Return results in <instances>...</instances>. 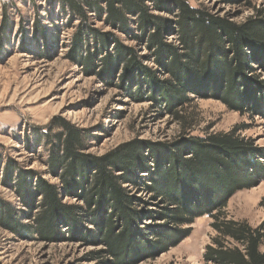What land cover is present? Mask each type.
Segmentation results:
<instances>
[{
	"label": "trees",
	"instance_id": "1",
	"mask_svg": "<svg viewBox=\"0 0 264 264\" xmlns=\"http://www.w3.org/2000/svg\"><path fill=\"white\" fill-rule=\"evenodd\" d=\"M60 1L62 14L76 17L83 24L73 38L71 57L85 65L86 71L98 73L97 69L102 68L106 79L113 82L122 67V87L129 92L132 83L137 84L138 91L133 94L139 98L147 87L149 99L166 112L175 113L193 94L204 99L217 98L235 111L256 112L264 117V109L259 110L263 100L259 103L248 87L247 76L242 74V67H248L250 62L248 52L264 66V18L237 25L192 7L188 0ZM152 7L172 14L175 21L151 14ZM91 14L128 35L134 33L131 25L135 20L141 37H147L157 63L169 78L156 79L132 48L94 28ZM10 33L8 30L7 35ZM170 34L178 36L179 46L168 44ZM111 44H115L113 53L109 51ZM105 54L110 56L105 58ZM210 55L215 65L206 62ZM244 85L247 87L243 89ZM35 138L38 145L47 148L48 165L64 189L68 193L79 192L86 204L84 208L63 206L58 187L44 179L34 186L20 185L28 207L32 208L40 198L37 232L48 234V239L50 234L56 237L61 232L60 221L73 223L79 212L95 226L83 238H93L104 246L91 257L105 254L112 258L111 264H137L140 259L152 258L179 245L192 232L182 226L209 216L214 220L212 227L217 236L205 249L204 264H264V226L253 227L246 220L227 219L224 214L237 192L264 180V149L256 148L251 141H244L235 133H221L157 147L133 141L103 156H84V131L60 116L45 129L36 130ZM144 150L151 153L155 170L148 167ZM142 177H149L150 181L143 184L169 205L160 217L176 226L156 230L157 239L147 242L149 245L139 239L135 225L138 213L131 208L133 198L125 188L127 184L138 185ZM0 213L3 221L6 215L13 217L5 204H0ZM118 220L122 229L117 231Z\"/></svg>",
	"mask_w": 264,
	"mask_h": 264
},
{
	"label": "rangeland",
	"instance_id": "2",
	"mask_svg": "<svg viewBox=\"0 0 264 264\" xmlns=\"http://www.w3.org/2000/svg\"><path fill=\"white\" fill-rule=\"evenodd\" d=\"M188 2L237 25L264 18V0ZM151 14L175 21L167 11L152 7ZM89 16L94 28L112 34L125 47L132 48L156 79L169 78L157 63L147 37H141L135 20L131 25L134 33L128 35L92 14ZM82 25L80 19L62 14L60 0H0V204L8 205L13 212V217L6 215L4 221L0 213V264H111L112 258L105 254L90 256L104 250L98 240L83 238L88 231L95 230L92 222L78 212L73 223L60 221L61 232L56 237L50 234L48 239V234L37 232L36 219L42 210L40 198L30 208L20 192V185L34 186L44 179L58 187L63 206H86L79 192L68 193L64 189L63 182L48 165L47 148L36 142V130L45 129L57 116L84 131V156H103L133 141L157 147L221 133H235L264 149V117L256 112H238L220 99L193 94L175 113L166 112L149 99L147 87L142 98L133 94L138 91L137 84L132 83L129 92L122 87V67L113 82L106 79L102 68L97 69L98 73L86 71L85 65L71 57L73 38ZM167 42L179 46L177 35L170 34ZM225 46L230 48L227 43ZM114 49L115 44H111L110 53ZM248 54L250 62L248 67H242V74L247 76L248 87L259 103L263 100L264 104V66ZM212 59L210 55L206 62L215 65ZM144 155L149 158L148 167L155 170L157 165L151 153L144 150ZM261 163L264 167V160ZM142 178L138 185L127 184L125 188L133 198L131 208L138 213L135 225L139 239L149 245L147 242L157 239L156 230L176 226L160 217L169 205L143 184L150 181L149 177ZM224 214L227 219L246 220L253 227L264 226V180L237 192ZM118 222L117 231L122 229V222ZM213 222L209 216L196 218L192 225L182 226L192 232L179 245L152 258L140 259L137 264H204L205 249L217 236Z\"/></svg>",
	"mask_w": 264,
	"mask_h": 264
}]
</instances>
